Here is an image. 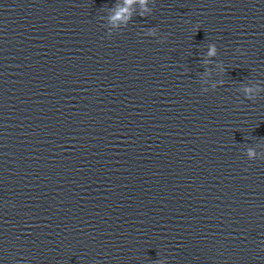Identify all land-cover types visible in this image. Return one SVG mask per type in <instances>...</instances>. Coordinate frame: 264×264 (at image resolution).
Returning <instances> with one entry per match:
<instances>
[{
	"label": "water",
	"instance_id": "1",
	"mask_svg": "<svg viewBox=\"0 0 264 264\" xmlns=\"http://www.w3.org/2000/svg\"><path fill=\"white\" fill-rule=\"evenodd\" d=\"M0 264H264V0H0Z\"/></svg>",
	"mask_w": 264,
	"mask_h": 264
},
{
	"label": "clouds",
	"instance_id": "2",
	"mask_svg": "<svg viewBox=\"0 0 264 264\" xmlns=\"http://www.w3.org/2000/svg\"><path fill=\"white\" fill-rule=\"evenodd\" d=\"M134 2V0H126V4H131V3H133ZM128 12V8H122L121 10H120V12H118L117 13V17H115V18H120V16L121 15H123L124 13H127ZM114 18V19H115ZM210 54H212V53H210Z\"/></svg>",
	"mask_w": 264,
	"mask_h": 264
}]
</instances>
